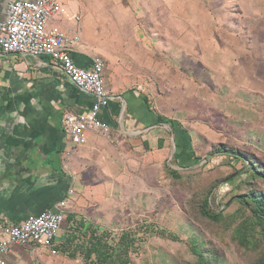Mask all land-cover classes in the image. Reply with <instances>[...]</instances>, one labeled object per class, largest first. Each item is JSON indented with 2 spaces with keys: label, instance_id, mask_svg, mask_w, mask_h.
<instances>
[{
  "label": "crops",
  "instance_id": "crops-1",
  "mask_svg": "<svg viewBox=\"0 0 264 264\" xmlns=\"http://www.w3.org/2000/svg\"><path fill=\"white\" fill-rule=\"evenodd\" d=\"M9 1L0 0V16ZM60 2L64 15L52 18L50 25L78 37V45L69 51L73 63L86 69L97 57L104 71L106 63L112 66L107 77L103 73L112 100L100 114L109 134L88 133L84 145H73L62 118L86 111L92 98L76 90L49 58L13 54L9 59L12 54L0 52V239L4 225L50 209L69 188L75 195L58 241L81 236L98 222L97 213L107 207L110 193L121 189L129 194L132 168L155 171L171 158L175 166L169 167L192 169L200 156L193 131L174 119L173 130L166 123L170 119L159 110L160 99L150 95L154 89L147 80L170 69L171 75L195 76L194 1ZM147 25L155 30L150 35L139 31ZM150 45L158 47L148 55ZM153 67L163 69L154 73ZM51 257L57 258L42 248L12 246L4 261L48 264Z\"/></svg>",
  "mask_w": 264,
  "mask_h": 264
},
{
  "label": "rangeland",
  "instance_id": "rangeland-1",
  "mask_svg": "<svg viewBox=\"0 0 264 264\" xmlns=\"http://www.w3.org/2000/svg\"><path fill=\"white\" fill-rule=\"evenodd\" d=\"M193 1L195 76L171 75L170 69L147 80L154 89L150 95L160 99L161 113L193 131L200 156L192 169L169 167L171 158L155 171L132 168L131 193L123 194L121 189L110 193L107 207L97 213L98 222L93 224L110 245L122 232L132 231L137 243L128 264H197L198 254L210 264H264L262 255L256 254L261 249L242 248L233 232L252 225L249 212L234 197L251 189L264 194V179L244 175V163L213 153L219 147L241 151L254 155L264 166V0ZM148 27L139 31L150 35L155 30ZM131 30L138 34L137 29ZM157 47L150 45L148 55ZM111 67L105 64L104 76L111 73ZM159 69L163 68L153 72ZM227 162L230 166L221 165ZM226 177L235 179L220 184ZM205 198L219 221L200 216ZM256 238H260L258 233ZM86 241L77 234L74 250ZM67 255L58 253L48 264H90L80 252L74 258Z\"/></svg>",
  "mask_w": 264,
  "mask_h": 264
},
{
  "label": "built area",
  "instance_id": "built-area-1",
  "mask_svg": "<svg viewBox=\"0 0 264 264\" xmlns=\"http://www.w3.org/2000/svg\"><path fill=\"white\" fill-rule=\"evenodd\" d=\"M60 15H64L60 0H10L0 16V52L33 59L47 57L76 90L92 98L86 111L66 113L61 121L73 145L82 146L87 142L88 133L109 134V125L101 120L100 114L112 97L105 89L104 63L100 58H92L86 69L73 63L69 51L78 45V37L50 25L51 19ZM74 195V190L69 188L50 209L27 215L17 225H4L0 264H6L4 257L12 246L42 248L56 256L62 244L58 241L59 235Z\"/></svg>",
  "mask_w": 264,
  "mask_h": 264
},
{
  "label": "trees",
  "instance_id": "trees-1",
  "mask_svg": "<svg viewBox=\"0 0 264 264\" xmlns=\"http://www.w3.org/2000/svg\"><path fill=\"white\" fill-rule=\"evenodd\" d=\"M166 123L169 124L173 130L174 123L171 120H166ZM215 150L213 153L226 156V158L230 161L244 163L246 166V171L243 172L244 175H247L248 173L251 175V178L258 177L260 180L264 179L262 170L264 169V166L254 155L243 153L241 151H233L226 149L225 147H219ZM221 165L230 166V163L227 162ZM173 172L176 173V171ZM174 173L172 174L174 175ZM233 179L235 178L226 177L221 180L220 184H226ZM245 179L246 177L239 180L234 189L238 188ZM234 198L239 205L247 209L250 215L251 223L256 228V233H253L254 229L252 225L245 224L237 227L233 231L236 241L244 249H261V251L256 254L262 255V261L260 262L264 263V194L260 192L258 193L255 189H251L250 191ZM199 214L201 217L211 222H217L220 218L218 214H214L210 211L209 201L207 198L202 201ZM83 226L84 224H80V227ZM257 233L259 234V239L256 238ZM82 235L87 238V241L80 244L76 250H74L72 245L75 240V236H71L57 248V251L64 256L72 251V253L67 255L70 258H74L76 253L80 252L82 258L85 261H89L90 264H128L129 254L136 248L137 243L132 231H124L119 235L115 243L110 245L106 242L107 239L105 237L98 234V229L93 224L88 225ZM197 257V264H210L206 257H203L201 254H198ZM92 259L94 261H92Z\"/></svg>",
  "mask_w": 264,
  "mask_h": 264
}]
</instances>
